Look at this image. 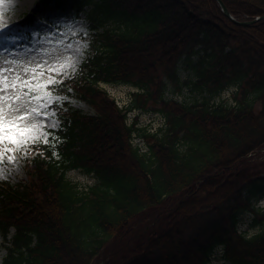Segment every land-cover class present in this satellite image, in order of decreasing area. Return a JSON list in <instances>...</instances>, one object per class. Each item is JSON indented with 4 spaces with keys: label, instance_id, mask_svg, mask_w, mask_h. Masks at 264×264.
Masks as SVG:
<instances>
[{
    "label": "trees",
    "instance_id": "16d2710c",
    "mask_svg": "<svg viewBox=\"0 0 264 264\" xmlns=\"http://www.w3.org/2000/svg\"><path fill=\"white\" fill-rule=\"evenodd\" d=\"M221 1L237 21L264 16V0ZM40 2L86 17L85 57L56 88L92 113L58 106L26 179L0 182L1 264H208L217 247L229 264H264V161L252 156L264 149V19L238 26L216 0ZM182 63L201 93L192 104L166 97L169 84L180 90ZM100 84L138 92L119 108ZM229 87L234 105L212 103ZM132 110L161 114L165 127L127 124ZM72 170L97 181L80 191ZM244 213L259 228L250 237L238 231Z\"/></svg>",
    "mask_w": 264,
    "mask_h": 264
},
{
    "label": "rangeland",
    "instance_id": "374dc122",
    "mask_svg": "<svg viewBox=\"0 0 264 264\" xmlns=\"http://www.w3.org/2000/svg\"><path fill=\"white\" fill-rule=\"evenodd\" d=\"M4 12V21L8 27L0 35L20 36L21 39L18 43L33 49L31 53H24L23 48H17V52L23 53L21 58L26 61L34 60L33 66L45 60L49 67H58L62 63L70 64L71 66L65 69L66 74H61L62 79L68 78L75 73L81 60L85 56V51L88 48L89 35L91 34L84 14L75 15L73 9L67 6L65 8H43L40 0H6ZM104 27L106 29L115 28V22H108ZM34 31L39 32V35L32 36L31 33ZM177 75L180 90L176 86L169 84L166 97L185 104H192L200 100L201 93L192 87V83L195 80L191 71L188 70L187 65L180 64ZM44 79H47V76ZM187 80L190 84L184 85L183 83ZM57 86H53L55 94L61 98L67 97L58 94ZM100 86L108 92L119 108L128 106L132 94L138 92L136 88L127 84H100ZM235 91V87H229L216 97L212 103L219 104L224 102L228 105H234L233 96ZM64 102L86 114L92 113V110L87 104L75 98L67 97L66 100L59 99L55 105L48 109L49 115L47 117H38L39 121L46 122L47 132L57 129L59 124L58 106ZM52 108H55L54 112ZM133 120H136V126L138 128H142L150 134H154L165 127V119L161 114L156 112L130 111L127 113L126 123L130 124ZM54 123L57 124L55 128L52 127ZM40 142H43V137L37 141V143ZM35 144H29L26 149L17 151L15 160L9 161L4 159L3 162H0V181L17 185L25 180L26 159L29 151ZM133 144L139 146L140 151L146 150L142 140L137 137L133 139ZM25 151L27 154H25ZM252 156L256 158L255 163L264 161V149L254 153ZM263 167L260 168L262 173H264ZM67 178L72 183H75L80 191L93 186L97 181L92 174H86L81 170L69 171ZM256 206L264 207V197L256 203ZM252 218L253 215L251 213H244L238 223V231L244 233L247 237L259 232V228L252 227ZM3 241L0 234V264L6 255V244ZM222 254V248L217 247L211 255L209 264H229L223 258Z\"/></svg>",
    "mask_w": 264,
    "mask_h": 264
},
{
    "label": "snow or ice",
    "instance_id": "6c2138e0",
    "mask_svg": "<svg viewBox=\"0 0 264 264\" xmlns=\"http://www.w3.org/2000/svg\"><path fill=\"white\" fill-rule=\"evenodd\" d=\"M5 3L6 0H0V33L8 27L4 21ZM31 35L38 36L39 32ZM20 39L16 35H0V162L15 160L17 151L37 143L41 137L45 144L50 143L52 133L46 131V122L39 121L38 117H47L48 109L57 100L67 99L57 96L53 86L63 83L61 74H66V67L71 65L49 67L45 60L33 66L34 60L26 61L21 58L23 53L17 52V48H23L24 53L33 51L20 45Z\"/></svg>",
    "mask_w": 264,
    "mask_h": 264
},
{
    "label": "water",
    "instance_id": "95a60500",
    "mask_svg": "<svg viewBox=\"0 0 264 264\" xmlns=\"http://www.w3.org/2000/svg\"><path fill=\"white\" fill-rule=\"evenodd\" d=\"M216 1H217V4H218L221 12L223 13V15L226 16L227 18H229V20H231V22H233L236 25L246 27V26H249V25L256 23L257 21L264 19V16H258V17H255V18L249 20V21H237L230 15V13L228 12L224 3L221 0H216Z\"/></svg>",
    "mask_w": 264,
    "mask_h": 264
}]
</instances>
